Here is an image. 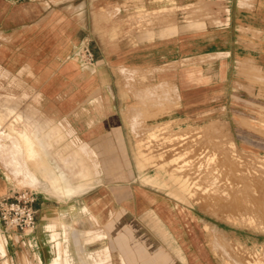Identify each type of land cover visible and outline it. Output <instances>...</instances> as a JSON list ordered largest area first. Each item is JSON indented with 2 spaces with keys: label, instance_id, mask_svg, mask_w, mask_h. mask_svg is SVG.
I'll return each instance as SVG.
<instances>
[{
  "label": "crops",
  "instance_id": "0c3cea01",
  "mask_svg": "<svg viewBox=\"0 0 264 264\" xmlns=\"http://www.w3.org/2000/svg\"><path fill=\"white\" fill-rule=\"evenodd\" d=\"M143 1L148 8L167 4ZM201 1L206 0L174 3ZM224 5L219 25L181 27L163 39L158 31L152 40L135 45L128 44L123 30L138 0H30L34 12L29 24L9 34L0 30V37L12 39V45H2L8 62H0V73L12 74L13 100L28 107L19 115L40 135L51 134L53 125L65 134L63 141L52 139L50 146L42 147L62 193L50 188L30 165L36 183L25 187L36 194V228L10 235L5 256L12 261L27 251L39 264H48L55 254L56 232L73 264H226L208 249L202 219L193 208L171 206L134 175L124 136V103L129 99L117 84L125 67L147 71L189 60L188 76L185 71L174 74L179 87L177 119L194 116L202 103L255 96L260 85L256 72L264 67V0H224ZM84 44L91 47L93 65H81L74 58ZM93 66L110 89L98 99L92 98L91 81L84 76V69ZM8 87L0 82V100ZM219 88L222 91L214 95ZM79 157L88 176L81 175ZM8 174L0 169V197L22 182L23 175ZM154 217L168 238L154 228ZM62 224L67 227L66 240ZM98 234L102 238L95 239Z\"/></svg>",
  "mask_w": 264,
  "mask_h": 264
},
{
  "label": "rangeland",
  "instance_id": "374dc122",
  "mask_svg": "<svg viewBox=\"0 0 264 264\" xmlns=\"http://www.w3.org/2000/svg\"><path fill=\"white\" fill-rule=\"evenodd\" d=\"M159 1L167 4L148 8L143 0H138L139 6L134 7L136 11L127 15L123 32L128 44L150 41L158 31L157 36L163 39L177 34L178 28L181 27L196 28L203 26V22L219 25V19L226 13L224 0H206L185 5L175 4L174 0ZM33 12L34 7L30 6V0H0V30L5 29L9 34L16 26L29 24V15ZM24 18L26 20L23 21ZM2 45H12V39L0 37V62H5L6 65L8 54L2 51ZM189 65V60H180L155 70L146 71L129 66L121 69L122 78L118 77L117 84L120 86L118 89L127 94L129 99V102L124 103V136L129 147L127 158L131 161V169L134 175L138 176L140 183L146 185L148 191L166 199L171 206L193 208L202 219L207 247L216 259H222L226 264H264V67L256 72L260 85L255 96L240 100L238 96L233 95L228 97V100L223 98L214 100L212 104L202 103L197 107L198 111L194 116L177 119L178 114H174V111L177 108L179 87L174 74L185 71L188 76ZM84 72L85 80L91 81L89 88L93 93L92 98L98 99L100 94L110 92L109 87L105 85L106 81L99 78L100 74H96L94 66L84 69ZM104 72L108 75V71ZM12 79L9 72L0 73V82L9 84L6 96L0 100V169L9 170L11 175H23L21 184L16 188L21 190L36 183L31 168L37 169L33 163L30 146L18 132L15 123L19 122L24 127L30 124L33 132L35 128L20 116L26 114L28 107L13 100ZM145 88H148L150 93L154 89L155 94L147 95L145 100L141 99V104L137 96ZM159 89L164 91L163 94L166 93L165 98L161 96L163 94ZM221 91V88L216 89L214 95ZM112 92L115 94L117 89L113 87ZM135 97L137 99L132 101ZM145 101L146 108V103L143 104ZM134 106L140 108L137 117L142 116L140 118L143 121L136 118L137 125L133 130L131 120L128 119L130 109ZM140 112L145 114V117ZM155 125L160 126L159 130L163 133H151L155 130ZM37 134L47 145L52 139L55 142L65 139V134L57 125L52 126L51 134ZM158 137L161 146L164 143L166 147L170 142L169 147L174 148L171 151L169 148L162 150L164 145L161 148L159 145L157 151L154 142L157 140L155 143L158 145ZM139 156H143L142 159L146 162L144 168L138 162ZM79 163L86 167L82 157H79ZM161 165L178 176L177 185H173ZM149 176H155V180H151ZM159 178L165 182V187L159 184ZM44 180L47 182L46 178ZM47 183L55 191L49 182ZM174 187L176 192L171 194L170 191ZM153 222L154 228L163 238H168L166 230L156 217ZM61 226L65 240V225ZM54 227L55 224L49 228ZM10 235L4 234L0 228V236L4 239L0 243V264H39L36 256L27 251L12 261L5 256V245ZM59 236L60 234L53 233L55 254L48 264H62L63 244ZM99 238H102L101 234L95 239Z\"/></svg>",
  "mask_w": 264,
  "mask_h": 264
},
{
  "label": "bare ground",
  "instance_id": "6f19581e",
  "mask_svg": "<svg viewBox=\"0 0 264 264\" xmlns=\"http://www.w3.org/2000/svg\"><path fill=\"white\" fill-rule=\"evenodd\" d=\"M139 75V74H138ZM133 86V85H132ZM132 86H129L130 88L132 87ZM159 86V85H158ZM150 88H152V87H150ZM156 88H157V85H156ZM155 88V89H156ZM158 88H160V86L158 87ZM135 89V88H134ZM133 89V90H134ZM130 90H132V89H130ZM148 88L146 89H144L143 91L141 90V92L142 93H138L137 91H135V92H137L139 95L137 96L139 99H140V103H141V99H143L144 98V100L146 99V98H148L147 97V95L148 96H151V95H153V94H155V93H153L154 92V89L152 90L153 92H151L150 93V91L148 92ZM160 91H161V89H159ZM140 91V90H139ZM134 92V91H133ZM162 92V94H163V92L164 91H161ZM137 93H135V94H137ZM153 93V94H152ZM134 94V93H133ZM134 94V95H135ZM164 94H166V93H164ZM161 95V96H164V98H165V96H167V95ZM154 96V95H153ZM134 97V96H133ZM135 99H137L136 97H135ZM147 100H149V99H147ZM146 100V101H147ZM144 102L143 104L145 105V103H146V105H145V108H146V106H147V102ZM142 104V103H141ZM141 106V105H140ZM141 107H143V106H141ZM145 108H141L142 110H144ZM138 109L140 110V108H136L135 106L134 107H132V109H130V114H129V119L128 120H131V123H132V126H133V130L136 128V125H137V121H136V118H138L137 117V114L139 113L138 112ZM141 111V110H140ZM143 112H145V111H143ZM128 113V112H127ZM141 113V112H140ZM142 114V113H141ZM143 115V114H142ZM145 115V114H144ZM143 115V117H145ZM17 116V115H16ZM138 116H140V115H138ZM20 117V116H19ZM140 117H142V116H140ZM139 117V118H140ZM128 118V117H127ZM138 118V119H139ZM24 119V118H23ZM137 119V120H138ZM141 119V118H140ZM22 120V119H21ZM17 121H19V120H17ZM141 121H143L142 119H141ZM26 122V121H25ZM28 122H29V120H28ZM28 122H27V124H28ZM24 123V122H23ZM144 123V122H143ZM143 123H141V124H143ZM140 124V123H139ZM140 124V125H141ZM20 127H19V126ZM30 125V124H29ZM29 125H27L26 127H24V125L22 126L19 122H16L15 123V127H17V129H18V132L21 134V136L23 137V139H24V141H26L28 144H29V146H30V152H31V156H32V159H33V163H34V165H35V167H36V169L37 170H39L40 171V173L42 174V176L44 177V178H46L47 179V182H49V184L55 189V191H58L59 193H62V191H61V185H60V180H59V177L55 174V172L53 171V169L47 164V162L45 161V159H44V157H43V154H42V147H43V143H45L44 142V140L40 137V136H38V130H34V132H33V130L31 129V127L29 126ZM145 125V124H144ZM144 125H141V126H144ZM139 126V125H138ZM146 126V125H145ZM155 127V130H153V131H151V133H153L154 135L156 134V133H160V132H162V131H160L159 130V127L160 126H154ZM164 127V126H163ZM143 128V130L145 129V127H142ZM153 128V127H152ZM161 128V127H160ZM165 128H167V127H165ZM138 129V128H137ZM141 129V128H140ZM149 129V128H148ZM148 129H147V131H148ZM163 129V128H162ZM143 130H142V132H143ZM150 130V129H149ZM164 130V129H163ZM165 130H167V129H165ZM140 130H138V132H139ZM138 132H137V135H139L138 134ZM166 132V131H165ZM140 133V132H139ZM163 133V132H162ZM136 134V133H135ZM144 134V133H143ZM165 134V133H164ZM151 135V134H150ZM159 135V134H158ZM142 136V135H141ZM152 136V135H151ZM157 136V135H156ZM140 137V136H139ZM153 137V136H152ZM155 137V136H154ZM159 141H158V145L156 144L157 143V140L154 142V146H155V148L157 149V151H158V148H157V146L159 147V145H160V138L158 137L157 138ZM53 141H54V139H53ZM171 141V140H170ZM161 142H162V140H161ZM164 142V141H163ZM168 142L169 141H167V144H168ZM48 143H49V141H48ZM50 143H51V140H50ZM176 143V142H175ZM151 144H152V142H151ZM156 144V145H155ZM166 144V143H165ZM173 144H174V142H173ZM50 145V144H49ZM164 145V143L162 144V146ZM169 145H170V142H169ZM169 145L167 146L166 145V147H165V145H164V148L160 145V148L162 147V150H165V149H168V150H170L171 151V149H173L172 148V146H170L169 147ZM172 145V144H171ZM175 145V144H174ZM154 146H152L153 148H154ZM154 148V149H155ZM151 149V148H150ZM160 151H161V149H160ZM154 152V151H153ZM152 152V153H153ZM162 152V151H161ZM165 152H167V150L165 151ZM154 153H156V152H154ZM168 153V152H167ZM161 154H163V153H161ZM166 154V153H165ZM164 154V155H165ZM169 154V153H168ZM173 155V154H172ZM170 156V155H169ZM176 156V155H175ZM142 157L143 156H139V159H138V162L140 163V164H142L143 166V168L145 167V164H146V162H144V160L142 159ZM174 160H175V158H173ZM82 165H83V162L81 163ZM158 164V163H157ZM83 168H84V174L82 173L81 175H86V176H88V174H89V171H88V168L87 167H84V166H82ZM141 167V169H143ZM161 168H163V169H165V173H167V176H168V178H169V180L173 183V185L175 186V185H177V182H178V176L177 175H175L174 174V172L172 173V171L171 170H169V169H166L165 167H164V165L162 166L161 165ZM178 168V167H177ZM157 169V168H156ZM212 170V169H211ZM38 171V172H39ZM210 172V171H209ZM154 177L155 176H149V178L151 179V178H153V180H155L154 179ZM158 176H156V178H157ZM152 180V179H151ZM158 179H156V181H157ZM181 180H183L182 178H181ZM155 181V182H156ZM157 183V182H156ZM159 184L162 186V187H165L166 186V184H165V182L164 181H162L160 178H159ZM176 192V189H175V187H174V189L172 190V191H170V193L171 194H174ZM56 193V192H55ZM67 195H69V194H67ZM83 209V208H82ZM74 213H76V212H74ZM72 214V213H71ZM78 214V213H77ZM71 216V215H70ZM59 218V217H58ZM71 221V220H70ZM64 225V224H63ZM64 229L66 230V234H65V240L67 239V235H68V231H67V227L65 226L64 227ZM69 238V237H68ZM1 241L3 242L4 241V239L0 236V243H1ZM67 241H69V239L67 240ZM66 246H67V244H66ZM67 248V247H66ZM64 246L62 247V264H73V261H72V259H71V257H70V255H69V252L67 251V249H66ZM71 252V251H70ZM96 263H98L97 261L94 263V264H96Z\"/></svg>",
  "mask_w": 264,
  "mask_h": 264
},
{
  "label": "built area",
  "instance_id": "2783aa9c",
  "mask_svg": "<svg viewBox=\"0 0 264 264\" xmlns=\"http://www.w3.org/2000/svg\"><path fill=\"white\" fill-rule=\"evenodd\" d=\"M81 65H93L95 59L91 47L82 45L76 55ZM36 194L31 189L25 188L10 191L0 198V228L4 234L31 233L36 228L35 205Z\"/></svg>",
  "mask_w": 264,
  "mask_h": 264
}]
</instances>
